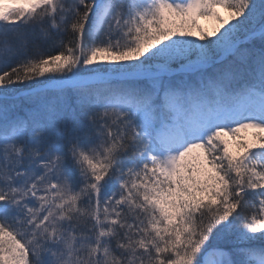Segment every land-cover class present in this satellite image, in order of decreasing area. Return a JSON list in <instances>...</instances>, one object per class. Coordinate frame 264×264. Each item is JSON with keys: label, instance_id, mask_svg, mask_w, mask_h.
Returning a JSON list of instances; mask_svg holds the SVG:
<instances>
[{"label": "snow or ice", "instance_id": "obj_1", "mask_svg": "<svg viewBox=\"0 0 264 264\" xmlns=\"http://www.w3.org/2000/svg\"><path fill=\"white\" fill-rule=\"evenodd\" d=\"M0 264H264V0H0Z\"/></svg>", "mask_w": 264, "mask_h": 264}, {"label": "rangeland", "instance_id": "obj_2", "mask_svg": "<svg viewBox=\"0 0 264 264\" xmlns=\"http://www.w3.org/2000/svg\"><path fill=\"white\" fill-rule=\"evenodd\" d=\"M225 15H226V13H224ZM200 23L206 28V29H208V30H210L212 27H213V22H211V21H207V20H204V19H202L201 21H200ZM242 133H244V132H242ZM241 133V134H242ZM246 134H251L250 132H248V133H246Z\"/></svg>", "mask_w": 264, "mask_h": 264}, {"label": "trees", "instance_id": "obj_3", "mask_svg": "<svg viewBox=\"0 0 264 264\" xmlns=\"http://www.w3.org/2000/svg\"><path fill=\"white\" fill-rule=\"evenodd\" d=\"M241 135H248V136H250L251 134L242 133Z\"/></svg>", "mask_w": 264, "mask_h": 264}]
</instances>
